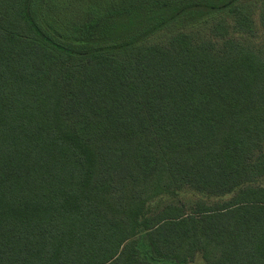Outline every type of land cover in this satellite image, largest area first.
Instances as JSON below:
<instances>
[{"label":"trees","instance_id":"16d2710c","mask_svg":"<svg viewBox=\"0 0 264 264\" xmlns=\"http://www.w3.org/2000/svg\"><path fill=\"white\" fill-rule=\"evenodd\" d=\"M238 1L120 8L73 45L35 0H0V264H264V59L227 37L145 44L215 16L214 37L249 32ZM185 187L197 200H168Z\"/></svg>","mask_w":264,"mask_h":264},{"label":"rangeland","instance_id":"374dc122","mask_svg":"<svg viewBox=\"0 0 264 264\" xmlns=\"http://www.w3.org/2000/svg\"><path fill=\"white\" fill-rule=\"evenodd\" d=\"M159 1L166 0H35L34 11L37 20L43 27L53 33L54 36L62 41L71 42L73 45H82L74 41L75 38V40L78 39V36L82 37L77 33L78 36L73 38L72 32L75 28H83V30H86L85 28L91 20L109 11L119 10L124 7L127 8L136 4H147ZM236 6L249 17L251 26L249 32H234V30L228 26V34L225 37H214L212 27L218 22L215 16L204 21H195L186 25L175 23L167 26L152 35L145 44H165L177 32L187 33L197 41L210 40L216 46H221L222 41L227 37L244 46L251 47L264 59V0H239ZM225 17H227V15ZM227 21H229L230 24L233 23L231 19ZM79 42H81V39ZM126 56L127 53L119 55L121 59ZM258 184L264 186V177L258 181ZM197 197L195 191L185 187L170 193L168 200L176 204L179 202L188 204L197 200ZM166 202L167 198L161 196L152 202V206L160 208ZM138 240L139 243L145 244L142 235ZM143 249L141 250L143 259L150 263H156V260L151 259L149 253ZM158 262L160 263L162 261ZM190 264H205L201 253H196Z\"/></svg>","mask_w":264,"mask_h":264}]
</instances>
